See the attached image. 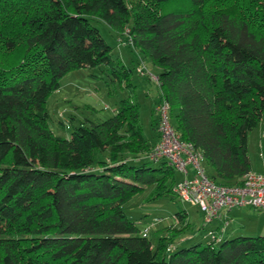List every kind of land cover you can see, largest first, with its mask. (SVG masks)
<instances>
[{
  "label": "trees",
  "instance_id": "obj_1",
  "mask_svg": "<svg viewBox=\"0 0 264 264\" xmlns=\"http://www.w3.org/2000/svg\"><path fill=\"white\" fill-rule=\"evenodd\" d=\"M97 22L136 51L135 72L145 75L143 60L158 69L157 82L148 76L154 107L167 101L215 183L241 184L251 170L247 133L264 113V0H0V264H264V235L172 248L192 228L184 211L174 216L180 229L154 239L126 216L134 195L167 196L177 181L164 159L146 158L159 135L144 137L129 97L106 119L71 117L67 138L54 133L46 103L68 72L100 67L131 87Z\"/></svg>",
  "mask_w": 264,
  "mask_h": 264
},
{
  "label": "rangeland",
  "instance_id": "obj_2",
  "mask_svg": "<svg viewBox=\"0 0 264 264\" xmlns=\"http://www.w3.org/2000/svg\"><path fill=\"white\" fill-rule=\"evenodd\" d=\"M96 25L102 38L111 46L112 58L120 61L121 65L130 71L131 87L124 84L125 82L120 84L112 80L108 73L100 67L72 70L60 79L59 88L47 100L49 125L55 134L67 138L70 135V129L64 126L66 123L70 125L71 117L74 118L73 125L78 124L79 119L95 121L106 119L117 111L120 99L129 97L139 104V118L144 137L152 140L157 132L153 129L151 122L153 119H158V113L154 110V105L160 98L158 85L149 80L148 76H141L134 71V67L141 63V59L133 48L122 43L121 35L112 32L103 23L97 22ZM143 62L147 70L158 75L156 67L146 60ZM174 112L173 110V116L170 118L173 126ZM247 154L251 170L260 171L264 165V113L257 127L247 133ZM142 156L144 154L140 153L137 160L140 158L144 160ZM157 164L158 162H153V165ZM202 166L208 173L211 172L205 162ZM175 176L177 180H180L178 172ZM150 190V188H145L123 204L126 216L137 225L139 230H146L145 232L152 239L155 238L153 233L156 231L159 236L170 235L172 228L180 229L184 225L174 217L178 211H184L192 228L175 235L168 247L189 246L192 242L198 241L206 244L210 241L208 231L213 229V223L204 221V214L198 207L180 201L175 194L151 197ZM229 216L234 217L235 225L240 228L239 235H264V210L251 207L236 208L230 212ZM191 235L195 237L194 241L190 238Z\"/></svg>",
  "mask_w": 264,
  "mask_h": 264
},
{
  "label": "built area",
  "instance_id": "obj_3",
  "mask_svg": "<svg viewBox=\"0 0 264 264\" xmlns=\"http://www.w3.org/2000/svg\"><path fill=\"white\" fill-rule=\"evenodd\" d=\"M138 72L157 82L158 78L149 70ZM158 113V139L146 153V158L156 162L164 159L180 174L172 187L173 194L182 202L198 207L204 214V221L212 223L221 218L222 211L251 207L264 210V165L260 171L249 170L238 185L215 183L206 173L203 156L190 141L181 139L170 122L169 104L161 99L154 107ZM227 221H224L225 227ZM145 233H143V236ZM211 239L219 240L217 233L208 231Z\"/></svg>",
  "mask_w": 264,
  "mask_h": 264
},
{
  "label": "crops",
  "instance_id": "obj_4",
  "mask_svg": "<svg viewBox=\"0 0 264 264\" xmlns=\"http://www.w3.org/2000/svg\"><path fill=\"white\" fill-rule=\"evenodd\" d=\"M232 210H234V209H232ZM232 210L222 211L221 218H218L212 222L213 223L212 224L213 229H211V230H213L217 233V236L219 239L230 238V237L239 235V233L241 231L240 228L235 225L236 222L234 220V217L229 216V214ZM224 221H227V225H226L225 229H222L221 227L224 225ZM190 238L192 240L195 239V237H193L192 235L190 236Z\"/></svg>",
  "mask_w": 264,
  "mask_h": 264
}]
</instances>
